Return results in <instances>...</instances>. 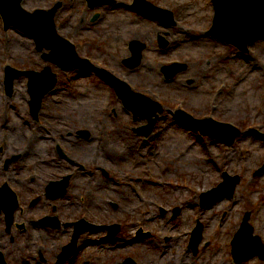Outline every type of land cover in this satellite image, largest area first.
<instances>
[{"label": "rangeland", "instance_id": "obj_1", "mask_svg": "<svg viewBox=\"0 0 264 264\" xmlns=\"http://www.w3.org/2000/svg\"><path fill=\"white\" fill-rule=\"evenodd\" d=\"M59 1L65 3L60 9L59 32L76 45L79 56L112 72L133 92L162 103L165 110L156 112L149 135L136 132V129L147 127L148 120H135L133 111L124 106V99L117 95L103 74L95 69L64 71L47 62L44 54H50V51L39 52L33 38L18 29L4 30L0 17V100L7 101L5 107H0V145L7 150L8 137L17 143L12 144L17 149L22 146L24 150H37L40 155L45 154L42 159L50 158L49 162H54L42 163L37 169H56V160L46 151L49 147L46 141L49 143V137L56 132L49 126L51 124H47V117H41L49 128L47 130L23 125L27 133L39 136H34L35 139L43 138L41 145L37 141L35 146L29 145L24 142V137L14 134L19 129L3 126L7 125V119L11 124L15 118L22 120L17 113L27 114L30 110L27 103L30 98L26 93L28 78L15 80L17 94L9 99L11 101L7 99L6 65L20 70H42L51 65L59 82L55 93L46 99L43 114L62 119H53V123L58 124L55 135L63 141L61 134L66 136L68 132L83 129L89 130L94 138L91 142L84 138L81 146L77 144L79 163L73 165L62 160L60 171L68 173L70 167L78 174V169L83 166L82 170L88 172H82L74 184L76 189L73 191L78 192L76 204L81 207L83 202L77 203L81 194L86 197L91 191L89 206L93 219L124 223L116 241L102 240L106 237L105 232L86 233L83 243L94 239L95 242L82 248V256H100L103 260L100 264H110L128 256H137L142 264H186L188 258L192 259L189 264H235L231 241L246 212L251 213L255 234L264 241V174L258 177L253 174L264 163V138L253 132L264 133V38L249 44L248 52H242L232 44L210 36L208 33L215 16L212 0H148L173 11L176 24L172 26L137 13L131 7L134 0H115V3L96 8L88 7L86 0ZM97 11L103 18L91 23ZM191 33L202 37L193 38ZM160 37L168 41L167 48L160 47ZM133 41H139L145 47L141 64L131 69L126 67L124 60L132 56L130 44ZM174 62H185L188 69L168 80L162 69ZM122 86L127 88L124 92L131 94L129 87ZM147 101L153 106L156 104ZM178 109L187 111L189 115H183L191 116L193 121L211 118L221 124H232L241 134L231 144L218 141L202 133L198 126L218 134L230 135L235 131L216 127L211 122L198 126L187 124L177 116ZM8 146L11 147V143ZM32 156L34 154L29 157ZM205 165L209 166L207 170ZM138 169L149 172L153 181L163 183V186L149 185L151 188L146 195V185L141 189L137 186L141 183ZM102 170L108 176H104L106 173ZM224 173L239 175L241 181L233 197L216 200L222 205L210 213L202 209L201 195L217 187ZM137 176L138 182H135ZM4 181L5 177L0 173V184ZM123 181L129 184L126 191ZM177 186L185 187L179 196L175 194ZM140 190L149 203H140L136 193ZM194 197L197 206L186 212L184 207ZM177 208L179 213L175 217ZM200 222L204 224L202 241L199 252L194 255L190 245ZM241 237L251 239L248 234ZM54 238L55 242L49 243L55 244L58 253L70 239V231L64 233L61 230ZM28 243L33 245L34 239ZM12 244L7 242V248L10 246V249ZM163 245L185 250L188 256L177 257L170 253L162 258L159 253L154 254ZM10 250L11 254L6 252L8 262L28 264L30 248ZM241 252L244 253L243 249ZM240 264H264V259L251 258Z\"/></svg>", "mask_w": 264, "mask_h": 264}, {"label": "flooded vegetation", "instance_id": "obj_2", "mask_svg": "<svg viewBox=\"0 0 264 264\" xmlns=\"http://www.w3.org/2000/svg\"><path fill=\"white\" fill-rule=\"evenodd\" d=\"M58 1L24 0L26 7H28L27 9H50ZM55 20L58 25L59 13L56 15ZM95 21L91 20L92 23ZM47 116V124H51L49 126H52L57 132L58 124L53 123L55 117L51 114ZM29 118L31 122L20 120L22 125L36 127L43 124L41 115L35 119L29 113ZM55 119L58 121L62 120L60 118ZM56 132L49 137V147L46 150L48 155L53 156V159L56 160L55 164L57 165L54 170L37 169L42 163L53 164L54 162H49L50 158L42 159L41 156L45 154L40 155L37 150H29L27 148L24 150L22 146L17 149L15 145H12L17 143L10 141L8 137L7 153L4 147L2 150V146L0 147V173L5 177V181L0 184V187L7 184V191L4 192L6 202L0 204V264H17L10 260L11 263L8 262L6 254L7 251L11 254L10 249L15 247H21L22 250H25V248L31 249L28 264H54L58 259L59 252H56L55 244L53 245L49 241L55 242L56 238L54 236L59 231L62 230L64 233L70 231V239L67 241L69 243L76 230L81 229L83 231L85 229V226L80 223L82 220L86 221L85 219H87L88 221L101 224L98 223L101 219L91 218L92 213L87 205L85 208L86 197L83 194H81L77 202H83L82 206L80 207L75 202V200L77 201L75 196L77 192L73 191L76 189L74 184L81 173H87V171L78 169L79 172L77 174L76 171H71L70 167L67 169L68 173L60 171L62 160L73 165L79 163L76 157V146L77 144L81 146L85 137H81L80 133L77 132L74 134L68 132L66 136L61 134V137H63L62 141L61 138L55 135ZM22 137L25 139L24 142L29 145L35 146V141L40 143L32 135ZM86 139L90 141L94 138L91 134ZM21 142L18 143L21 144ZM8 143H11V147L8 146ZM60 148L63 149L66 157L60 156ZM33 154L34 156L29 157ZM67 177H69L68 180ZM62 192H64V195L57 197V194ZM80 211L81 213H78ZM84 235L80 236L77 242L75 254L65 264L102 263L103 260L100 256H95L94 258L82 256ZM31 239H34L33 245L28 243ZM7 242L13 243L10 249V246L7 248ZM19 242L22 245H19ZM35 243L37 244L36 246ZM34 247L37 249H34ZM85 247L88 246L86 245ZM136 260L139 263L141 262L138 257Z\"/></svg>", "mask_w": 264, "mask_h": 264}, {"label": "water", "instance_id": "obj_3", "mask_svg": "<svg viewBox=\"0 0 264 264\" xmlns=\"http://www.w3.org/2000/svg\"><path fill=\"white\" fill-rule=\"evenodd\" d=\"M21 1L22 0H0V11L3 15L6 28L7 26L13 25L33 37L38 43V49L40 51H43L45 47L51 51L50 54L44 55L45 59L58 65L64 70L73 68L85 70L89 67L98 69L112 84L115 85L118 94L124 99L125 105L134 111L136 118H139V116L141 118H148L151 125L155 123L156 119H153L152 117L157 111L162 112L163 109L161 105L156 103L153 106V104L147 101V99L152 101L151 99L143 94L139 95V93L133 92L125 82L119 80L113 74L104 69L95 67L89 60L81 58L78 55L75 46L58 34L54 23V17L58 9L61 8L63 2H58L49 12L36 11L31 13L22 7ZM108 2H110V0H100L99 4ZM137 2L136 7L139 11L159 19L167 25L173 23L172 12L160 9L150 3H145L143 0H138ZM213 2L215 5L216 15L214 19V26L210 31L211 35L231 43L235 42H233L235 36L236 39H239V41L237 44H234L242 50H247V47L252 40L264 36V0H213ZM161 41L162 46H166L168 44V42L163 39ZM144 47V44L133 41V43H131L133 56L125 60L124 64L132 69L138 67L142 61V50ZM186 68V64L174 63L172 65L164 66L163 72L168 78H173ZM22 75H29L30 77L29 86L32 94L31 105L33 109L38 112L44 96L56 85V74L52 72L50 67H46L39 73L35 71H19L8 67L6 85L9 91H12L13 89L14 80ZM122 85L129 87L131 94L124 92L127 88ZM183 114L185 113L182 112V114H180L181 118L189 124L196 123L195 125L198 126L200 123L211 122L214 123L213 125H216V127L224 126L235 131V133H231L230 135H226L225 132L218 134V132L209 131L206 128L203 129V127L198 126L204 134H210L212 136L221 135L224 138H231L234 140L239 133V130L232 125L221 124L213 119L193 121L191 116L186 117ZM262 171H264V167L259 171V173ZM239 180L240 178L238 176L234 178V182L229 192L230 195L233 194ZM216 192L217 191H215L213 195L216 194ZM209 194H206L205 196H208ZM213 195L210 197L209 201H213L215 199L216 196L213 197ZM248 217L249 214H247L242 225V231L237 235V240L234 243L233 252L238 261L247 260L256 255L264 258V246L262 245L259 236H253V227L248 224ZM244 233L249 234L250 237L257 242V248L252 253H240L237 251L240 248L238 245L241 243L238 240L242 239L241 235ZM196 234L198 237L197 239L200 240L201 229H198ZM68 251L69 250H67V252Z\"/></svg>", "mask_w": 264, "mask_h": 264}, {"label": "bare ground", "instance_id": "obj_4", "mask_svg": "<svg viewBox=\"0 0 264 264\" xmlns=\"http://www.w3.org/2000/svg\"><path fill=\"white\" fill-rule=\"evenodd\" d=\"M190 36L193 37V38H196V39H199V38L202 37L201 35L194 34V33H191ZM234 41H235V42H234ZM238 41H239V39H236V37L234 36V40H233V42L237 44ZM26 93L29 94L30 92L26 91ZM14 96H15V95H13V96L11 97V99L14 98ZM21 97H22V96L20 95V98H21ZM2 98H3V97H2ZM8 98H10V96L7 95V99H8ZM3 99H5V98H3ZM5 100H6V99H5ZM6 104H7V101H1V100H0V107H1V106H4V107H5ZM25 111H26V110H25ZM20 119H22V120H27V121H30V122H31L28 113H27V114H24V113H23V115L21 116ZM9 121H10V119H7V125H6V124H3V126H4V127L7 126V129H9V128L12 126V128H17V129L20 130L19 132H14V134H16V135H21V136H25V135H30V134H31V133H27L26 127H24V126L22 125L21 121H19L17 118L14 119L13 124H11ZM42 123H43V124H41V125H39V126H36V128L39 129V130H42L43 128H45V130H47L48 128H47L46 125L44 124L45 122H42ZM34 127H35V126H34ZM36 133L39 134V132H37V131H36ZM32 136L39 137V136H37V135H32ZM42 137H45V136L42 135ZM42 140H43V138H42ZM42 140H40V144H43V143H44V141H42ZM84 140H86L87 142H91V141H93V139L89 141V140H87L86 138H85ZM103 144H105V143L103 142ZM46 145H49V143H48L47 141H46ZM86 146H87V145H85V149H86ZM210 146H212L211 143H210ZM208 148L210 149V147H208ZM208 167H209L208 165H205V170H207ZM205 170H204V171H205ZM136 172L138 173V176L140 175L139 182L141 181V183H137V186L139 187V189H141L144 185H146V195H148V191H149V189L151 188V186L149 187V185L154 184V186L159 187V188H160L161 186H163V183H160V182L155 183V180L153 181V178H152V176L150 175L149 172L144 173V172H143V169H138ZM142 175H145L146 178L143 177ZM138 176H137L136 179H134L135 182H138ZM130 177H131V176H130ZM124 179L127 180V177H125ZM144 179H145V180H144ZM131 181H132V179H131ZM128 187H129V184H128L127 182L123 181V189H124V191H126ZM147 187H148V188H147ZM184 188H185L184 186H177V189H175V194H176V196H179V195L183 194V189H184ZM123 189H122V190H123ZM136 193H137V197H138V199H140V203L142 202V205H144L145 203H146V204L149 203V200L146 198L144 192H142V191L140 190V191H136ZM90 202H91V201H90ZM197 204H198V202H197V198L194 197V199H193V200H190L189 203H188V205H186V206L184 207V208H185L184 210H185L186 212H188L189 210L194 209V207H196ZM220 205H222V204H221V201H220V202L218 201V202H214L213 204H209L208 206H206L205 208H202V209H205L206 211H210V213H212V211L214 212L215 210H217V208H218ZM144 212H145V210H144ZM145 213L148 214V212H145ZM93 241L95 242V239H94V240H90V242H88V243L86 242V245H87V246L91 245L90 243H93ZM99 241H100V240H99ZM106 247H107V246H106ZM125 247H126V246H125ZM162 248H163L164 250H163ZM162 248H161V249L159 248L160 250H156V251H154V254L159 253L162 257H164V256H168L170 253H172V254L174 253L177 257H185V256H188L185 250H184V251L181 250V249L175 250L174 248H172V247H170V246H168V245H163ZM191 260H192V259L188 258V259L185 261V263H186V264H189V262H190Z\"/></svg>", "mask_w": 264, "mask_h": 264}]
</instances>
